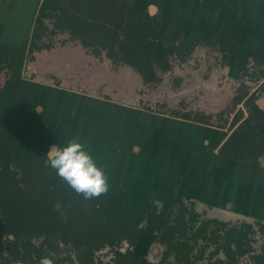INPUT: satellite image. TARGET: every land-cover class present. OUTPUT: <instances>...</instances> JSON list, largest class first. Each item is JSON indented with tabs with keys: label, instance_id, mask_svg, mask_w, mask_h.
<instances>
[{
	"label": "crops",
	"instance_id": "0c3cea01",
	"mask_svg": "<svg viewBox=\"0 0 264 264\" xmlns=\"http://www.w3.org/2000/svg\"><path fill=\"white\" fill-rule=\"evenodd\" d=\"M6 1L0 0V13ZM129 2L137 9L155 5L163 27L155 29L153 36L162 37L168 45L176 37L191 39L200 32L214 38L230 33L227 71L242 72L252 66L251 57L264 64V0ZM173 13L177 25L167 31ZM34 15L21 43L30 36ZM2 37L1 42L9 44V37ZM21 76L10 80L0 99V137L15 155L41 158L51 145L62 147L76 138L104 168L112 186L125 187L129 202L142 212L161 211L172 196L180 195L208 209L212 217L229 220L252 214L264 223V194H254L251 186L264 191V166L249 162L245 167L244 161L219 151L232 129L116 104ZM149 121L160 122V127L173 121L179 128L159 127L149 134ZM197 131L202 134L196 137ZM167 137L173 140L169 162L161 155ZM203 146L206 150L200 155ZM180 155L183 162L177 161ZM258 171L263 172L258 175Z\"/></svg>",
	"mask_w": 264,
	"mask_h": 264
},
{
	"label": "flooded vegetation",
	"instance_id": "af4514ba",
	"mask_svg": "<svg viewBox=\"0 0 264 264\" xmlns=\"http://www.w3.org/2000/svg\"><path fill=\"white\" fill-rule=\"evenodd\" d=\"M42 2L43 0L40 1L38 12L34 15L35 19L29 39L27 38L21 44L16 45L21 47L27 43L26 53L20 55L21 58L16 65L8 64L0 72V99L9 86L10 80L15 75L22 74L26 78L37 79L42 83L62 89L99 98H107L121 104L134 103V105H140L142 94L138 93V98L131 102L128 96L132 92H130L132 89L129 88L131 81H127L125 77L128 79L133 76V79L137 80L138 89H140V86L145 83L157 82L156 80L160 81L162 79L158 69L163 72L174 69L172 56L177 51L175 40L168 45L162 37L155 38L153 35H151L152 39L162 41L171 51L167 53L166 66L154 63L151 70L147 68L144 71H141L138 66L127 60L128 51L114 49L111 51L113 54L110 55L109 49L101 48L98 44H93V41L86 43L82 35L73 33L69 29L59 28L52 17L43 18L45 26L40 28L41 35L38 39H33V30L37 26L36 19L40 14L39 10ZM144 8L161 23V27L157 28L161 29L163 20L160 16L147 10L146 7ZM32 11L34 12L33 9ZM49 20L52 22H48ZM176 25L175 23V27ZM229 35L230 33H224L214 38L213 34L200 32L195 37L186 39L194 40L193 42L198 39L202 42L204 41L207 45L215 44L227 59L228 48L233 37V35ZM176 39L179 38L176 37ZM34 40L39 45V48L33 47L30 50ZM177 46H179L178 42ZM24 61H26L25 67L21 66ZM113 61L120 62V65L113 66V72L116 74L117 71L122 74L121 82L130 90L127 87L113 85L112 80L106 82L114 74L110 72L109 67ZM19 68L20 70H18ZM258 68L255 78L253 75L255 81L251 79L252 84L248 81L245 83L243 87L245 91L240 97V101L247 98L251 94L253 86L264 79V75H262L264 73V64H261ZM253 111L254 113H259V118H261V123H259L254 133L248 130L250 129L246 122L248 117H245L232 129L231 133L221 144L219 151L223 155H226V153H237L240 151L239 142H244L248 156L246 162L262 164V157H264V132H261V127L264 124V98L255 103ZM174 116L211 123L209 122L211 120L201 112H197L194 115L174 113ZM219 126L226 127V124ZM260 136L263 137L262 141H260ZM0 138L5 140L3 137ZM251 140H255L257 143L256 153H252ZM6 147L9 146L6 144ZM47 152L44 153V156H46ZM13 154H15L14 150ZM12 169L13 171L18 170L14 166ZM2 180L6 184L1 182ZM115 186L121 185L116 184L109 187L106 193L108 196H111L112 189ZM20 187L25 186L24 183H19L18 177L0 179V264H39L40 259L44 256H50L54 260V264H119L117 251L123 254H128L129 251H132L134 257L137 258V264H201L204 262L206 264H242L243 260H247L248 257L253 264H264L263 222L229 221L212 217L208 209L198 207L196 203L188 201L180 195L172 196L168 205L161 211H152L151 209L145 212L141 211L147 216L150 212L160 214L167 210V218H169V224L171 225L176 223L175 217L183 212L180 232L170 235L171 233L166 230L168 227L167 223L159 228L156 224H151L148 220H145L141 223L144 229L143 234L134 243L123 239L118 245H112L109 242L101 245L96 239V233H98L96 228H94V235L90 239H76L71 234L68 227L64 226L66 217L62 219V216H67V210L21 208ZM25 205H29L28 202ZM78 211L83 212L82 210ZM57 217L58 219H56ZM53 220L56 222L54 226L59 227V229L52 228L51 222ZM199 229L202 230V234L193 238L192 236ZM232 229H235L238 234H240L238 231H242L245 236L240 240L241 246H239V242L238 244L236 241L231 242L230 246L233 254H229L225 250V246L227 245V233ZM213 231L216 232L213 234ZM86 232L91 234L90 231ZM181 232H185V234ZM8 234L12 239L7 240L5 238ZM144 237H148V243L152 240V242L154 241L163 247L161 258L157 262L142 259L137 255L136 242L141 241ZM186 240L189 244L188 247L186 245L177 247L180 242H185ZM260 241H262L261 247L258 246ZM213 244L214 247L211 248ZM108 251H111L112 256L108 260H104L100 253H107Z\"/></svg>",
	"mask_w": 264,
	"mask_h": 264
},
{
	"label": "trees",
	"instance_id": "16d2710c",
	"mask_svg": "<svg viewBox=\"0 0 264 264\" xmlns=\"http://www.w3.org/2000/svg\"><path fill=\"white\" fill-rule=\"evenodd\" d=\"M39 13L36 19L37 26L33 30V39H38L41 35L40 28L45 26L43 18L52 17L59 28L82 35L86 43L93 41V44L109 49L110 55L114 49L128 51L127 60L138 66L141 71L147 68L151 70L154 63L167 65V53L171 51L170 48L162 41L151 38L154 29L160 28L161 23L148 11L132 7L127 0H43ZM33 47L39 48L35 40L30 50ZM26 49L27 43L18 47L0 42V72L8 64L16 65L21 58L20 55L26 53ZM261 132H264V124ZM262 140L263 137L260 136V141ZM238 147L239 152L226 153L225 156L246 161L248 159L246 144L239 142ZM46 161L47 157L44 155L41 158L31 155L16 156L11 148L6 147L5 140L0 138V179L18 177L19 183H24L25 187L19 189L21 208L56 209L55 205L60 202L62 210L68 211L67 216H62V219L66 217L67 221L64 226L68 227L76 239H90L96 228L98 232L96 239L101 245L108 242L118 245L123 239L134 243L143 234L141 223L145 220L159 228L167 223L166 230L171 233L170 235L181 231L183 212L175 217L176 223L172 225L169 224L167 210L160 214L150 212L145 216L129 202L127 190L123 186L113 187L111 196L103 194L85 199L83 195L71 189ZM13 166L18 170L13 171ZM1 182L6 184L3 180ZM27 202L29 205L26 206ZM55 223L54 220L51 222L52 228L59 229L54 226ZM86 231H90L91 234ZM215 232L213 231V234ZM238 232L240 234L232 229L227 233L225 250L229 254L232 253L230 246L232 241H236L237 244L239 242L241 246L240 240L245 235L242 231ZM200 234L202 230L199 229L192 237L196 238ZM183 245L189 246L187 240L180 242L177 247ZM117 255L119 264H137V258L132 251L128 254L117 251Z\"/></svg>",
	"mask_w": 264,
	"mask_h": 264
},
{
	"label": "rangeland",
	"instance_id": "374dc122",
	"mask_svg": "<svg viewBox=\"0 0 264 264\" xmlns=\"http://www.w3.org/2000/svg\"><path fill=\"white\" fill-rule=\"evenodd\" d=\"M40 1L41 0H8L3 2V9L0 13V34L3 35L2 38L4 39L6 36L9 37V45L16 46L20 44L25 38L26 33L29 32V26L33 21L32 9L36 15L39 9L38 5L40 4ZM130 1L132 2V0ZM128 3L130 4L129 0ZM150 6L147 4L146 9L151 12L155 11L156 13L157 9L155 5L151 4ZM173 14L174 15L171 16V23L168 24L167 31L169 28L173 29L175 27L173 22H175L177 14ZM168 21H170V19H168ZM48 22L52 21L49 20ZM1 41L2 40H0V42ZM193 41L194 40H187L186 38L182 40L175 38V47L177 51L175 52L174 56H172V64L174 69L166 72L158 69V73L162 78L160 81L156 80L157 82L145 83L144 85L140 86V89H138L136 82L137 80H134L133 76L129 77L128 79L125 77L127 81H131L129 88L132 90H130L127 86L123 85V82H121L122 74L117 71L116 74L113 72V66L120 65V62L113 61L109 67L110 72L114 74L111 73L112 79L109 77L106 82H110L112 80L113 85H119L120 87L125 88L127 87L130 92L132 91L128 94L131 102L138 98V93L142 94L140 105H134V103L122 105L142 108L144 111L166 114V116H174V113H189L194 115L197 112H201L204 114V116L211 120L209 122L212 124H226V127L229 130L237 126V124L244 120L245 117H248L246 121L250 126V129L248 130L251 133L252 131L254 133L259 123H261L259 113H254L253 110L255 103L261 98H264V88H259L262 82L258 84L254 83L255 85L251 89V94L243 101H240L239 99L245 91V88H243L245 83L248 81L252 84L253 82L250 81L251 79L255 81L254 78L256 70H258V67H260V62L258 61L259 58L251 57L249 63H252V66H248L242 72L235 73V71H227L225 66L226 63H228V60L220 52L217 45H207L204 43V41L202 42L198 39L195 42ZM177 42L179 43V46L182 47L177 46ZM183 48H185V50H183ZM26 60L28 59L26 58ZM25 62L26 61L22 62L21 66L25 67ZM255 62L258 63L255 64ZM18 70H20V68ZM21 77L24 78L25 76ZM32 80L40 82L37 79ZM103 99L109 100L107 98ZM148 123L149 134L160 127V122L156 123L155 121H149ZM161 127L165 130L169 129L170 131L174 129L177 130V128H179L177 123H174L173 121L164 123ZM201 134L202 131H197L196 137ZM163 144L165 146H163L164 149L161 155H163L164 159H168L166 161L169 162L173 156L171 152V146L173 144L172 138L167 137V140H165ZM250 145H252V153H256L258 148L256 141L251 140ZM204 150H206L205 146L202 147L201 151L199 150V154H204ZM205 158L207 159V157ZM181 160L183 162L184 157L182 159V156L180 155L178 156L177 161L181 162ZM243 163L246 167V165L248 166L249 162L244 161ZM262 165L264 166V157H262ZM260 172L263 171H258V175L261 174ZM255 177L258 176L255 174ZM112 183V180L109 179L110 187L112 186ZM251 186L254 190V194L257 195L258 191H260V194H264L262 189L259 190L258 185L256 186L251 184ZM237 219H240L244 222H262L260 217L252 214H249L248 217L243 218H230L229 221ZM261 242L262 241L258 243L259 247H261ZM147 243L148 237H144L141 239V241L136 242L135 249L137 255L142 259L157 262L161 258L163 247L154 241L152 242V240H150V243ZM212 247H214V244L211 245V248ZM100 256L103 257L104 260H108L112 254L111 251H108L107 253H100ZM201 264L206 263L204 262ZM242 264L253 263L248 257L247 260H243Z\"/></svg>",
	"mask_w": 264,
	"mask_h": 264
},
{
	"label": "clouds",
	"instance_id": "9594fccd",
	"mask_svg": "<svg viewBox=\"0 0 264 264\" xmlns=\"http://www.w3.org/2000/svg\"><path fill=\"white\" fill-rule=\"evenodd\" d=\"M46 163L63 179L67 185L85 199H92L106 194L109 190V178L103 167L99 166L91 151L73 138L64 146L53 144L47 154ZM61 211L60 202L55 205ZM7 240L12 239L8 234ZM39 264H54L50 256H44Z\"/></svg>",
	"mask_w": 264,
	"mask_h": 264
},
{
	"label": "water",
	"instance_id": "95a60500",
	"mask_svg": "<svg viewBox=\"0 0 264 264\" xmlns=\"http://www.w3.org/2000/svg\"><path fill=\"white\" fill-rule=\"evenodd\" d=\"M116 104H118L117 102H115ZM132 107V106H131Z\"/></svg>",
	"mask_w": 264,
	"mask_h": 264
}]
</instances>
